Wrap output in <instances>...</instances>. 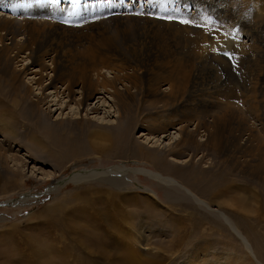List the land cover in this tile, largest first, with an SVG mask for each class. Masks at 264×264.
I'll list each match as a JSON object with an SVG mask.
<instances>
[{
	"label": "rangeland",
	"instance_id": "1",
	"mask_svg": "<svg viewBox=\"0 0 264 264\" xmlns=\"http://www.w3.org/2000/svg\"><path fill=\"white\" fill-rule=\"evenodd\" d=\"M0 1V14L7 18L0 21L9 22L8 28L0 27V37H3L0 40V48L4 46L7 50L11 48L10 52L13 57L15 56V61L11 62V68L7 67L6 62H0V104L6 106V116L12 119L17 117L15 122L17 133L8 132L9 141H6L7 137L4 134H0V143L9 149L6 151L5 163L0 164V264H31V262L32 264H61L62 260L63 264L67 259L72 264L73 257L80 260L85 259L83 255L88 254L98 255L97 264H122L121 260L124 264H139V259L132 257L136 253H139V256L142 255L145 261L148 255L158 257L162 255L166 259L164 264H193L198 259L192 253L198 247L201 248L200 254L204 257L215 252L218 253L219 258L225 256L233 261L234 256H240L241 252L242 256L247 255L243 244L223 219L207 213L202 207L198 208V204L193 199L180 197L173 189L161 185L146 175H131L124 186L115 185L104 178L81 182H73L74 180L69 179L75 174L82 176L94 170H106L118 164L131 167L146 166L156 170L159 167L165 168L166 171L171 169L175 178L191 186L202 196L210 198L214 195L221 202V210L224 209L234 223L237 222L241 230L249 237L251 236L250 239L257 251H260L259 259L264 262V256H261L264 255V228L260 224V226L252 224L248 218H243L241 208L242 193L244 197L250 198L258 194L262 196L263 193L260 197L261 201L253 206L255 208L259 205L258 208L256 207V213L259 214L264 206V183L255 179L253 175L241 174L237 171L239 166L234 169L225 151H233L235 156L236 153L234 148H228V144L224 145L225 159L221 158L218 151L211 154L212 151L208 149L205 152L207 157L203 164H199L198 156L192 158L194 151L189 148H185L182 156L177 158V161L181 162H186L185 160L189 158L188 162L184 166H173V168H168L167 163L163 165L157 158L155 160L151 154L148 155L149 153L146 152L154 149L152 146L162 148V145L173 144L179 137L177 130L180 123L177 124V119L173 120L172 122L177 125L170 124L165 134L157 132L150 137L145 135L144 128H147V124L144 122V116L153 109L150 105L153 100L151 97L147 99L142 90V87L147 85V71L151 74V71L160 69L161 63L159 65L158 63L162 60L158 59L159 62L156 63V57L165 58L164 55L167 52L166 58L172 61L170 64L176 62V57L182 58L190 67H194L195 74L198 76L197 83L204 84L200 86L204 91L197 89L194 95H201L206 91L208 93L211 90L209 98L214 99L221 94L224 95L225 92L226 94L227 92L235 93V97L222 100L220 107L223 108L220 118L226 124L222 127L226 138L230 132L237 134L240 128L243 132V119L251 126L254 124L256 131L254 135L256 139L258 138L255 143L262 144L260 150L264 151V67L261 76L258 77L259 66L249 64L255 62L259 55L264 56V0H118L120 1L118 8L114 6L115 0ZM123 1H128L129 4L127 2L123 4ZM140 4H145L147 11L144 9L134 15L135 9L139 11ZM197 4L200 15H197L199 14L196 10ZM127 7L130 9H125ZM187 15H195V17L192 16L194 18L192 23L183 22L186 21L184 19L189 18ZM30 19L41 24L44 28L42 31L52 34L48 38L39 40L36 45L38 49L41 44L44 51H47L44 58L48 69L45 74L43 73L42 79V82L47 84L45 87L34 85L32 82L34 74H21L22 66L28 67L32 62L31 51L25 54L20 53L26 39V36L20 32L25 28V22ZM50 20L51 22H46ZM230 31L235 32V35ZM211 32L214 33L212 40L217 37H227L223 40H230L228 45H231V48L227 49L230 53L227 54L225 50L224 57L218 60L222 62L218 63L219 65L215 64L203 50H209V47L201 50L194 45L196 36L201 37L207 33L208 36H205L209 39ZM105 38H108L112 45L115 44L117 51L124 54L111 55V52L110 60L121 57L118 61L116 60L118 63L124 59L129 61L126 57L134 54L132 60L135 56L137 59L134 61L145 66L141 71L144 70L143 73H147L144 77H140L141 82L135 89L136 96L131 102L132 105L130 104V107L128 106L125 110L127 112L124 115L127 117L126 121L124 119V124L117 122L118 109L112 104L113 98L106 91V89L112 91L111 88H105V91L101 88L99 93L88 102L87 112V106L80 108L78 103L70 101L68 93L65 92L67 89L64 88L67 87L64 86L67 81L59 85L61 87L58 94L52 86H49L52 76L60 74L59 71L63 69V66L57 64L56 69L52 71L57 53L52 50L53 42L59 41L60 53L65 52L71 59L74 56V60H79V56L81 58L87 55L85 57L87 66L91 65V68L96 69L103 66L99 62V54L94 60H89L92 55L87 54V49L95 48L93 46L96 43V48H104L108 45L103 43ZM244 42L250 48L242 50L237 47V44ZM157 44L164 47V52L158 51ZM143 45L150 46L151 51L147 52ZM195 48L198 49L195 50ZM215 49H217L216 44ZM122 51H128L127 55ZM130 51L133 53L131 54ZM141 53L142 58H140ZM162 53L164 55H161ZM140 59H143L142 63L139 62ZM112 63L115 62L111 61L110 66L113 65ZM261 65L264 66V61ZM161 67L163 70L169 68L165 65ZM12 69L20 71L18 73L25 85L32 87V98L42 94L47 96L43 107L51 110L52 114L49 117L46 115L43 120L40 119L37 122L34 120L37 117L28 110V103L19 101L16 94L18 92L22 94L24 91L23 88L21 91L16 90L19 84L18 81L13 84V81L18 78V73H13ZM104 70L105 75L113 76L108 68ZM119 87L123 88L122 85ZM224 87L227 90H224ZM94 107L98 110L91 109ZM230 128L233 130L231 131ZM102 134L108 135L110 139ZM255 145L244 149L245 154L238 149L240 153L238 161L248 159L249 163L259 162L261 154H258L259 151ZM168 158L169 156L166 159ZM185 166L188 168L186 169ZM6 168L12 169L13 174ZM65 179L71 181L65 182ZM210 179L211 183H209ZM214 179L218 182L215 181V183ZM150 189L155 190L158 197L153 196ZM106 191H113L119 195L113 197L114 202H108V198L112 195H104ZM222 201L226 203L223 204ZM210 202L215 206L213 201L210 200ZM243 202L246 206L248 204L247 208H251L255 200ZM183 206L186 210L181 211ZM168 209L174 213L169 212ZM163 211L174 215V219L165 214L161 216L160 212ZM147 217L150 223L155 224V219L159 221L158 226L155 227L160 230V234L151 237L150 244L146 246L138 239L140 229L138 225L142 224L141 220ZM96 222L100 223L97 229ZM183 226H186L189 232ZM131 232H134L138 241L132 240ZM103 237L106 238L105 241ZM175 238L180 240L178 244ZM130 242L136 245L135 253L130 248ZM27 257L32 258L31 262H24L23 259ZM225 258L223 259L227 260ZM145 261L144 264H147Z\"/></svg>",
	"mask_w": 264,
	"mask_h": 264
},
{
	"label": "bare ground",
	"instance_id": "2",
	"mask_svg": "<svg viewBox=\"0 0 264 264\" xmlns=\"http://www.w3.org/2000/svg\"><path fill=\"white\" fill-rule=\"evenodd\" d=\"M123 2H124L123 4H125L126 2H127V4H129L128 1H123ZM118 4H120V1L115 0L114 6L116 5V7L118 8ZM138 6H141V7H140L139 11L136 9L134 10V12H133L134 15L138 14V12H142L145 9L146 5L140 4ZM198 7H199V5L197 6V8L196 7L195 8H196V10L199 11L200 8H198ZM125 9H130V7H127ZM145 11H147V9H145ZM197 15H200V11H199V14H197ZM192 16L195 17V15H192ZM192 16L187 15V17H189V18L188 19L183 18V19L192 23L194 21V18ZM5 18H6L5 16H2L0 14V20L5 19ZM232 18H234V17H232ZM51 20L46 21V22H51ZM8 23L6 21H3V22L0 21V27H2L1 29L8 28L9 27L7 25ZM42 29H44V28L41 26V24L36 23L35 21H32L30 19V20L25 22V28H23V30L20 32V34L26 36V39H25L24 43L22 44L23 46L20 50V53L25 54L27 51H31V58H32V62H31V64H29L28 67H26V66L23 67L24 65L22 66L21 74H23V73H24V75L26 73L27 74H30V73L34 74L32 76V78H33L32 82L34 83V85L37 84L38 87H40V85H42V87H45V85H47V84H44L42 82V79L44 77L43 75L45 74V71L48 69V65H47V62L44 58V55L47 54V51H44V47L41 44H39L38 49H37L36 45L38 44L39 40H43V39L48 38L49 36L52 35L50 32L42 31ZM220 31H221V29H220ZM230 32H231V34L233 33V31H230ZM212 34H214V33L211 32V37H210L211 39L209 38L210 40L208 39V37L205 36V35H207V33H204V35H202L201 37L196 36L195 38H197V39H194V41H195L194 45L198 46L201 50L204 47H209V50H205V49H203V50L206 52L208 57H211V59L215 62V64L217 63V65H219L218 63H222V62H218V60H220V58L224 57L223 53L225 52V50L231 48V45H228L230 40L225 41L227 39V37L226 38L225 37H223V38L222 37H220V38L215 37L216 39L213 38L214 40H212V36H213ZM2 38L3 37L1 36L0 40ZM51 38H53V37H51ZM224 38H225V40H223ZM59 43H60L59 41L52 43L53 52L54 51L57 52L55 54V58H54V62H55L53 65L54 69L52 71H54L56 69L57 64H58V66L59 65L63 66V69L65 71L61 72V70H63V69H61L59 71L60 74L57 73L58 75L52 76L53 78L49 82V84H50L49 86H52L54 88L53 90L55 91L56 94H58L59 88L61 87L59 85L61 83L63 84L65 81H67L66 84L64 83L65 84L64 86H67V87H64V88L67 89V91H65V92L68 93L67 95L70 97V101H72L73 103H78V106H80V108H81V106L83 108H85V106H87V112H88V108H89L88 102H90V100H92V98L95 97V95L99 93L100 89L102 88L105 91V88H111L112 91H109L108 89H106V91L112 96V98H113L112 104L115 106L116 109H118L117 122H119V124L120 123L124 124L125 123L124 119L126 121V117H127L124 115V113L127 112L125 110L127 109L128 106L130 107L131 102H133L134 97L136 96V90L135 89L137 88L138 84L141 82L140 77L141 76L144 77L145 74L148 73V79H146L147 85L143 86L142 90H144V93L147 96V99H148V97L152 98L153 102H150V105L153 106V109H151V111L148 112L149 114L144 116L145 117L144 122H146V124H147V128H144V130H146V133H144V134L149 135V137L151 136V134H154L157 132L165 134L168 131V127L170 126V124L173 123L172 122L173 120L177 119L176 120L177 124L180 123L178 130H177L178 135H179L177 140H175L173 144H168V145H164V146L162 145V148L160 146H152V147H154V149L148 150L146 152L147 154L149 153L148 155L151 154L154 157V159L157 158L159 163H162L163 165L165 163H167L168 168H173V166H181V165L184 166V164L186 162H188L189 158L185 160L186 162L177 161V158L179 156H182V154L185 152V148H189L190 150L194 151V154H192V158L194 159L196 156H198L199 164H203L206 157H207V153H205V152L208 149L212 151L211 154L212 153L214 154L218 151L221 154V158H224V156H225L224 145L228 144V148H234L235 153H236V156H235L233 151H230V150L225 151L227 153V158H229L231 160L232 164L234 165V169H237V167L239 166L237 171H239L241 174L253 175L255 179H257L258 181L261 180L262 183H264V151L261 152V150H260V147L262 144L260 145L258 143H255V140L257 141L258 138L256 139V135H254V133L256 132L254 127H253L254 124H252V126H251L250 123L248 124L247 121L245 122V120L242 119L243 132H241V128H240L239 132L238 133L236 132L237 134H233V132H230L229 135L227 136V138H226V135L224 133L225 131L222 129V127L225 126L226 124H224L223 119L220 118L221 113L223 111V108H220L222 105L221 103H222V100H228L232 97H235L234 92H231V94H229L228 92L226 94V92H225L224 95L221 94V95H219L220 97H217V98L215 97L216 99L215 98L214 99L209 98L211 95L210 89H209L210 91H208V93L205 90L206 93L202 92L204 94L194 95V92L197 89H201L200 86L204 85V84H202V82L197 83L196 79L198 78V76H196V74H195L196 71L194 70V67L193 66L190 67L187 63H185V61L182 58L177 59V57H176V62L173 64H170L172 61L170 60V58L169 59L166 58L168 55V53L166 51H165L166 52L165 55H164V53L161 54V55L166 56L165 58H162V57L157 58L155 56L156 57L155 58L156 63L159 62L158 59L162 60L163 62L161 61L158 63V65L161 63L160 69H157V70L155 69V71L152 69L153 71H151L152 73L150 74V71L148 72L146 70L147 73H145V72L143 73L144 70L141 71V69L145 68V66L134 61L137 59L135 56H133V60H132V55H134V54H132L133 52H131V51L130 52L132 55L130 57H126V58H129V61H126L124 59L123 61L121 60L122 62H119L120 63L119 64L117 61L121 57L118 59L110 60L111 55L117 54L120 56V55H124V54L120 53L121 51H117L115 44L112 45L108 38H105V40L103 41V43L108 44L104 48H101V47L96 48V46H97V43H96V44H94L95 46H93L95 48H90L89 50L87 49V51H88L87 54H89V56L92 55V57L88 56L89 60H91V59L94 60L97 57V54H99V57H100L99 62L102 63L103 66L101 68L95 67L96 69L91 68L92 67L91 65L89 66L90 68L87 66L88 62L86 63L87 58H85V57H87V55L81 56L82 59L79 56V58H78L79 60H77V59L74 60L75 59L74 56H72L73 59H71L69 56H67L65 54V52L60 53L59 46H58ZM94 43H95V41H94ZM226 43H227V45L225 46ZM215 44H216L217 49H215ZM231 44H233V41H231ZM146 45H143L142 47H144L147 52L151 51L150 46L147 47ZM157 45H158V51L161 52V50H163V52H164V50H165L164 47L161 44L160 45L162 47L159 44H157ZM91 47H92V45H91ZM232 47H233V45H232ZM237 47H240V49H242V50H247L248 48H250L247 44H245V42L240 44V45L237 44ZM45 49H46V47H45ZM197 49L198 48H195V50H197ZM10 51H11V48L9 50H7L6 46H4L3 48H0V62H2V63L6 62L5 64L7 65V67L9 66V68H11L10 67L11 62L15 61V56L13 57V55L11 54ZM158 51H156V52H158ZM248 51H246V53ZM12 52H13V50H12ZM111 52H112V54H111ZM126 52L128 53V51H126ZM126 52H125V54H126ZM135 52H136V50H135ZM199 52L203 53V51H200V50H199ZM216 53H220V54L217 55ZM228 53H230V52L227 50V54ZM109 54H111V55H109ZM158 54L160 55V53H158ZM194 54H196V53H194ZM231 54L233 55L232 52H231ZM238 54H239V50H238ZM207 56H205V57L207 58ZM239 56H241V55H239ZM140 58H142V53L140 54ZM202 59H204V58H202ZM141 60H143V59H140V61L139 60L138 61L141 62ZM111 61H113L115 63H112L113 65L110 66ZM263 61H264V56L259 55L258 58L255 60V62H253V60H251V62H253V63H249V64H251V66H253V65L259 66V68L257 69V71L259 72V74L257 75L258 77L261 76V73L263 71L264 66L261 65V62H263ZM2 63H1V65H3ZM147 63H148V65H150L149 62H147ZM145 65L148 66L147 64H145ZM161 65H163V66L165 65L166 68L168 66L169 68L163 70ZM235 65H237V63ZM137 66H138V69H137ZM238 66H239V64H238ZM154 67L156 68V66H154ZM104 68H108L109 69L108 71L110 73H113V76L111 75V77H109V76H107V74L105 75ZM157 68H159V66ZM29 70H30V72H29ZM12 71H13V73L14 72H16V73L20 72V71H16L15 69H12ZM7 76H8V74H7ZM258 77H256V79H258ZM22 79L23 78H21V76L18 73V78L14 79V81H13V84H15L18 81L19 85H18V88L16 90L21 91V88H23V91H24L22 94L20 92H18V94L15 93L19 97V101L20 102L26 101L28 103L27 104L28 110L33 114V116L37 117L36 119H34V117L31 115L32 119L37 120V122L40 119L43 120V118L46 115L49 117L52 114L51 110H47L46 108L44 109V107H43L45 105V99L47 96L45 94H42V95H38L36 98H34V97L32 98V95H33L32 87H29V86L27 87L25 85L24 80H22ZM144 81H145V79H144ZM119 85H122L123 88L119 87ZM232 87H230V88H232ZM215 89H216V87H215ZM215 89H214V91H215ZM221 89L222 88H220V90ZM224 90H227V88L225 89V87H224ZM201 91H204V89H201ZM217 91H219V90H217ZM243 92H244V90H243ZM217 93H219V92H217ZM253 93H254V89H253ZM141 94H142V92H141ZM77 95H79L78 98H77ZM251 98H250V100H251ZM150 108H151V106H150ZM91 109H94L95 111L98 110L97 107H94ZM45 110H47V111H45ZM254 110L257 111L255 108H254ZM28 119H29V116H28ZM176 121H174V122H176ZM15 122H17V117L12 119V118H9L8 115L6 116V106L4 104H0V134H4V136L7 137L6 141L10 140L9 133H11V134L17 133V128L15 127ZM173 124L177 125L176 123H173ZM230 130L232 131L233 129L230 128ZM109 132H111V131H109ZM246 135H247V139H246ZM102 136H105V138L110 139V137L108 135L102 134ZM116 136H118V135H116ZM119 137H121V136H119ZM233 137H236V138H233ZM122 138H123V136H122ZM117 140H118V137H117ZM161 144H163V143H161ZM230 144H232V147H230ZM253 144L257 145V149L259 151L258 154H261L260 155L261 156L260 161L256 162V163H249L248 159H245L244 161L241 160L239 162L238 160L240 157V155H239L240 153H239L238 149L239 150L241 149L240 151H242V153H244V152H246V150H244V149L251 147V145H253ZM5 147H7V146H4L2 143H0V164L1 165H3V163H5L4 158H6L5 157L6 151L9 150L8 148H5ZM248 153H249V151H248ZM167 156H169L168 159H166ZM150 158L152 159V157H150ZM155 160H153V161H155ZM159 163H157V164H159ZM195 165H193V166H195ZM185 167H186V169L188 168V166H185ZM157 168L158 169L156 170V169H153L151 167H146V166L131 167V166H127L126 164H118V165L112 166L109 169L107 168L106 170L105 169L94 170L93 172L82 175V176H79V174H75L74 176H72L69 179L74 180L73 182H81V181H85L88 179H96V178H102L103 179L104 178L105 180H107L109 182L115 183V185L124 186L126 184V180L129 176H131V175H146L150 179L159 182L161 185H165L167 188H169L171 190L173 189V191H175L180 197H184V198L186 197L188 199H190V198L193 199L198 204L197 205L198 208L202 207L206 210L207 213H209L213 216H216L218 219H223L225 221V223H227L230 230L241 241V243L243 244L244 249L246 250V253H247L246 256H242L243 255V254L241 255L242 252L240 253V256L235 255L234 260L232 261L231 258H225V256H221L219 258L217 255L218 253H215V252H213L212 255H206V257H204V256H202V254H200L201 248L198 247L192 253V255H195L196 259H198V261L194 262L193 264H264V262H262L259 259L260 258L259 257L260 251L259 250L257 251L256 246L253 244L252 240L250 239L251 236L249 237L248 234L246 235L241 230V228L239 227L240 225L238 226L237 222L234 223V221L231 219V217L224 212V209L221 210V207H220L221 202L219 199L214 197V195L211 196L210 198H206V197L202 196L200 193L193 190L191 186H188L185 183L178 180L177 178H175L173 172L170 171L171 169L166 171L165 168H159V167H157ZM179 168H181V167H179ZM182 168H184V167H182ZM6 169L11 174H13L12 169H10V168H6ZM227 169H229V168H227ZM237 171L235 173H237ZM213 178H212V180H213ZM215 178H216V176H215ZM71 180L65 179L64 181L70 182ZM212 180L210 179L209 183H211ZM215 181L218 182L216 179H214V182ZM226 181H228V180H226ZM231 181H234V180H231ZM63 184H64V182H63ZM218 184H220V183H218ZM214 185H213V187H214ZM105 193L106 194H104V193L103 194L108 195V196L112 195L111 198H108V202H110V201L114 202V201H112L113 197L115 195H119V193H116L113 191H109V192L106 191ZM209 193H211V192H209ZM151 194L153 196L158 197V193L155 190H151ZM242 195H243V198H241V199L245 202L255 200V202L253 203L251 208L250 207L247 208L248 204L246 206L245 203L241 200L242 217L248 218L249 220L252 221V224H255V225L260 224L264 228V209H263L264 206L260 211L258 209L259 214L256 213L259 205L256 206L257 208L256 207L253 208V206L256 205V202L259 203L261 201L260 197L263 196V193H262V196L261 195L259 196V194H258V195L252 196L251 198L249 196L244 197L243 193H242ZM130 199H132V197ZM210 200L214 202L216 207L213 206V204L210 202ZM108 202H107V204H108ZM222 202H223V204L226 203L224 201H222ZM116 206H117V204H116ZM117 208H118V206H117ZM168 210H169V212L174 213L171 209H168ZM182 210H186L184 208V206L182 207L181 211ZM161 214L163 216L165 214L166 216H168L170 218H173V216H174V215L173 216L170 215L171 213L170 214L166 213L165 211L160 212V215ZM236 214H237V212H236ZM253 214H254V216H252ZM141 221H142V224L139 223V225H138L140 227V229L138 230V232H139V238L138 239L147 246L150 244L149 242H150L151 237H153L154 235L160 234V230L155 227V226H158L159 221L157 219H155V224L150 223L148 220V217H147V219H143ZM99 224L100 223H98V222L95 223L96 229L100 227ZM147 227H149V228L146 229ZM183 227H185L186 231L189 232V229L186 226H183ZM185 229L183 231H185ZM130 237L132 238V240H134L136 242L137 237L134 235V232H131ZM261 237H262V235H261ZM263 237H264V235H263ZM103 238L105 241L106 238L105 237H103ZM175 240H176L177 244H178V242H180V240L178 238H175ZM177 244L175 246H177ZM130 246H131L130 248L135 253L137 250L135 243L130 242ZM201 253H202V251H201ZM32 256H34V255H32ZM83 256L85 257V259H80V260H77L76 258L73 257L72 264H97L96 262H98L96 260L98 255H89L88 254V255H83ZM200 256H201V258H200ZM261 256L263 257L264 255H261ZM108 257L110 258V255H108ZM132 257L134 259L138 258L139 260L138 259L137 260L139 261V264H144L145 259L142 258V255L139 256V253H136V255H133ZM147 257H148V259L145 261L147 264H164V260H166L162 255H161V257H158L157 255H148ZM262 257H261V259H262ZM223 258H225L227 260H224ZM23 260H24V262L29 263V261L31 262L32 258L27 257ZM68 260L69 259L65 260L66 262L63 264H70V261H68ZM58 261H60V260H58ZM62 261H60L61 264H62ZM54 263H55V260H54ZM121 263L124 264V261L121 260ZM31 264H32V262H31Z\"/></svg>",
	"mask_w": 264,
	"mask_h": 264
},
{
	"label": "snow or ice",
	"instance_id": "3",
	"mask_svg": "<svg viewBox=\"0 0 264 264\" xmlns=\"http://www.w3.org/2000/svg\"><path fill=\"white\" fill-rule=\"evenodd\" d=\"M169 19H171V17H168ZM184 23H188V21H183Z\"/></svg>",
	"mask_w": 264,
	"mask_h": 264
}]
</instances>
